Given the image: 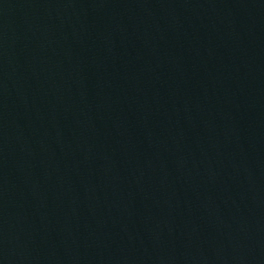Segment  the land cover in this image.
<instances>
[{"label":"water","instance_id":"water-1","mask_svg":"<svg viewBox=\"0 0 264 264\" xmlns=\"http://www.w3.org/2000/svg\"><path fill=\"white\" fill-rule=\"evenodd\" d=\"M131 264H264V0H191Z\"/></svg>","mask_w":264,"mask_h":264}]
</instances>
